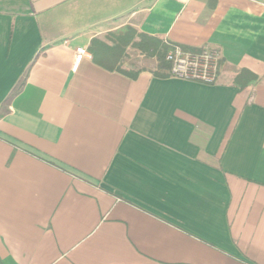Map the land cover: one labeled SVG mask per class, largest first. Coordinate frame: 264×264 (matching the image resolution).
Instances as JSON below:
<instances>
[{
  "label": "crops",
  "instance_id": "obj_1",
  "mask_svg": "<svg viewBox=\"0 0 264 264\" xmlns=\"http://www.w3.org/2000/svg\"><path fill=\"white\" fill-rule=\"evenodd\" d=\"M128 27L217 82L93 60ZM0 264H264V0H0Z\"/></svg>",
  "mask_w": 264,
  "mask_h": 264
},
{
  "label": "trees",
  "instance_id": "obj_2",
  "mask_svg": "<svg viewBox=\"0 0 264 264\" xmlns=\"http://www.w3.org/2000/svg\"><path fill=\"white\" fill-rule=\"evenodd\" d=\"M113 40V45L108 46L99 39H92L89 44V51L92 58L97 63L107 69H119L127 53L126 47L129 45L137 50L145 57H155L157 60V69L154 75L160 78H168L170 75L163 71L169 69V63L165 60L166 53L174 48L177 43L167 39L152 37L143 33H137L132 28H127L123 34L108 36ZM182 46V45H181ZM186 50L192 52L199 51V48H190L182 46ZM221 62V60H220ZM134 76L135 72H129ZM247 71L242 70L236 77V82L240 87H244L249 80L254 78L252 75H246Z\"/></svg>",
  "mask_w": 264,
  "mask_h": 264
},
{
  "label": "built area",
  "instance_id": "obj_3",
  "mask_svg": "<svg viewBox=\"0 0 264 264\" xmlns=\"http://www.w3.org/2000/svg\"><path fill=\"white\" fill-rule=\"evenodd\" d=\"M84 57H89L85 47H76L72 71H75L79 62ZM169 63L167 73L172 78L201 84H215L220 72L219 53L208 45H203L199 51L192 52L177 44L165 56Z\"/></svg>",
  "mask_w": 264,
  "mask_h": 264
}]
</instances>
